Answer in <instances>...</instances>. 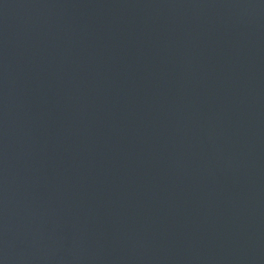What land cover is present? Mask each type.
Listing matches in <instances>:
<instances>
[{
    "label": "water",
    "instance_id": "1",
    "mask_svg": "<svg viewBox=\"0 0 264 264\" xmlns=\"http://www.w3.org/2000/svg\"><path fill=\"white\" fill-rule=\"evenodd\" d=\"M0 264H264V0H0Z\"/></svg>",
    "mask_w": 264,
    "mask_h": 264
}]
</instances>
